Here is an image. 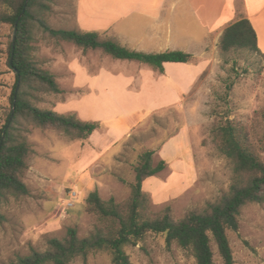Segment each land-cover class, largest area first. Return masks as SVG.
<instances>
[{
  "label": "rangeland",
  "instance_id": "374dc122",
  "mask_svg": "<svg viewBox=\"0 0 264 264\" xmlns=\"http://www.w3.org/2000/svg\"><path fill=\"white\" fill-rule=\"evenodd\" d=\"M223 3L237 8V17L231 23L245 17L242 0H223ZM251 3L255 12L264 9V0ZM77 6L78 0H51L50 26L56 30H77ZM260 18L264 19V14ZM256 25L263 36L261 47L264 48V20L257 21ZM193 31L201 34L196 26ZM12 35L10 26L0 25V48L3 50L0 129L15 83L7 53ZM34 47L35 58L57 77L64 91L62 95H42L37 104L39 108L61 115H76L87 122L116 120L115 115L119 113L126 116L131 125L142 118L144 122L109 152L114 143L98 148V137L71 141L54 130L33 128L29 143L35 154L25 174L29 195L12 198L2 209L6 220L0 223V264H12L33 251L44 252L50 240L64 239L71 228L77 229L81 238L95 233L98 223L85 212L87 196L98 191L104 200L126 201L131 196L134 170L141 154L154 151L156 166L160 162L156 152L167 142H170L167 159L180 158L157 176L164 187H159L164 191L160 194L163 193L165 199L149 194L151 209L157 212L170 207L175 219L183 218L191 210L204 209L220 200L232 182L230 161L213 141L216 116L249 126L256 136L263 131L260 113L264 111V49L261 53L231 51L222 54L219 44L211 46L205 56L194 57V63L205 62L206 68L185 100L177 106L161 109L167 105L162 102L167 94L182 93L185 89L173 88L167 83L160 88L154 85L142 88L138 82L131 84L122 79L97 88L96 92L93 88L80 87L84 63L96 65L90 67L91 75L98 74L97 66H112L115 75H134L138 68L140 72L143 68L138 63L120 65L110 55L84 52L72 43L51 38L40 39ZM154 109L161 110L153 113ZM87 142L94 150L86 145ZM79 144H84V150ZM192 161L196 165L195 173ZM182 163L186 165L185 180L170 182L169 171L177 172L174 165ZM156 184L155 181L151 188ZM228 237L236 264H264V203L247 206L240 218L239 231H228ZM212 249L214 264H223L214 241ZM126 252L132 264H196L189 251L176 243L168 247L166 237L159 234H148L137 245L126 247ZM71 264L113 263L109 252H97Z\"/></svg>",
  "mask_w": 264,
  "mask_h": 264
},
{
  "label": "trees",
  "instance_id": "16d2710c",
  "mask_svg": "<svg viewBox=\"0 0 264 264\" xmlns=\"http://www.w3.org/2000/svg\"><path fill=\"white\" fill-rule=\"evenodd\" d=\"M50 15L51 0H0V25L10 26L13 32L7 53L9 68L15 73L10 105L0 129V223L6 220L2 209L12 198L29 195L25 174L35 154L29 143L33 128L54 130L71 141H86L101 127L99 122H86L76 115H61L38 107L42 95H62L64 91L57 77L35 58V43L42 38L64 41L84 52L139 61L160 72H164L166 63L194 61L192 55L182 51L156 55L131 51L98 32L56 30L49 24ZM219 49L222 54L261 53L251 21L241 17L230 24L221 36ZM2 54L0 48V90L3 87ZM260 118L263 131L256 136L253 128L216 116L213 141L233 169L230 189L217 202L204 209L191 210L181 219L174 218L170 207L153 211L151 197L144 192L143 183L162 172L166 163L160 161L155 166V152L148 151L141 154L135 167L131 196L126 201L104 200L98 191L87 196L85 212L98 223L95 233L81 238L77 229L71 228L64 239L50 240L44 252L33 251L12 264H71L97 252H109L113 264H132L126 247L137 245L148 234L164 235L168 247L176 243L191 253L196 264H214V241L223 264H236L228 231H239L240 218L247 206L264 203V111Z\"/></svg>",
  "mask_w": 264,
  "mask_h": 264
},
{
  "label": "crops",
  "instance_id": "0c3cea01",
  "mask_svg": "<svg viewBox=\"0 0 264 264\" xmlns=\"http://www.w3.org/2000/svg\"><path fill=\"white\" fill-rule=\"evenodd\" d=\"M242 2L245 17L251 21L256 30L258 47L260 50L264 49L261 47L263 36L256 25L257 21L263 22L264 19L260 17L264 14V9L255 12L252 10V0H242ZM236 17L237 8L235 6L229 7L227 3H223V0L213 3H207L203 0H78L76 25L77 31L98 32L103 38L115 41L131 51L148 55L182 51L193 57H203L208 48L218 46L224 30ZM195 26L201 34L196 35L194 33ZM115 60H118L120 65L138 63L143 68L140 69L141 72L138 68L134 75L132 73L130 75L124 73L115 75L112 66L110 68L97 66L99 68L98 74L91 75L90 67L96 65L87 62L88 64L84 63L81 68L82 80L80 81L83 84L80 87L93 88L96 92L97 88H102L122 79L128 80L131 84L138 82L142 88L150 85L160 88L167 83L173 88L178 89L181 86L185 89L182 93L170 92L167 94L163 98L166 101L162 99L163 104L167 105L161 109L181 104L206 68L205 62L166 63L164 64V72H160L139 61ZM121 82L126 83L125 81ZM161 109H154L153 113ZM124 113L127 114V112ZM115 119L111 121L93 120L99 122L101 127L94 132L91 139L99 138L100 145L97 146L98 148L114 143L108 152L115 147L117 148L122 140L144 122V118H142L131 125V122L122 113L115 115ZM79 145L84 150V144ZM86 145L94 150L89 142ZM169 145L170 142L165 143L163 148L156 152L160 161L166 163L164 170H169V166H172L174 161H179L180 158H175L173 161L167 159V155L170 153ZM118 152H121L120 149ZM190 163L194 172L196 165L193 161ZM174 169L177 172L170 170L168 174H171L169 177H172L170 182H181L185 178L186 165L183 163L175 164ZM160 173L148 178L143 183L144 192L153 198L157 196L164 198V194H160L164 192L163 189L161 191L159 189V187H164L157 179ZM155 181L156 186L151 188Z\"/></svg>",
  "mask_w": 264,
  "mask_h": 264
},
{
  "label": "water",
  "instance_id": "95a60500",
  "mask_svg": "<svg viewBox=\"0 0 264 264\" xmlns=\"http://www.w3.org/2000/svg\"><path fill=\"white\" fill-rule=\"evenodd\" d=\"M16 33H17V31H16ZM15 39H16V38H14V41H15Z\"/></svg>",
  "mask_w": 264,
  "mask_h": 264
}]
</instances>
